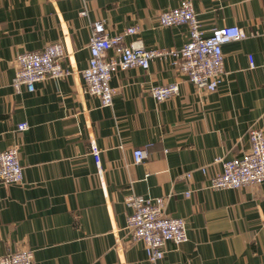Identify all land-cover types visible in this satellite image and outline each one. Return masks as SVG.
I'll list each match as a JSON object with an SVG mask.
<instances>
[{
  "label": "crops",
  "instance_id": "0c3cea01",
  "mask_svg": "<svg viewBox=\"0 0 264 264\" xmlns=\"http://www.w3.org/2000/svg\"><path fill=\"white\" fill-rule=\"evenodd\" d=\"M180 1L0 0V151L19 146L23 175L0 183V255L29 249L33 264H264V185L207 187L220 171L216 158L246 151L250 128L264 132V0H191L205 35L229 25L252 34L222 45L214 92L189 83L174 57L112 74L108 107L85 92L79 73L46 77L34 91L11 84L15 55L50 43H62L64 64L86 68L94 20L109 36L137 26L147 47L179 50L187 27L160 26L157 16ZM175 81L176 96L153 100L152 85ZM20 122L28 128L18 130ZM135 148L146 155L136 164ZM132 193L162 197L164 213L186 221L187 240L168 241L155 262L129 239L124 199Z\"/></svg>",
  "mask_w": 264,
  "mask_h": 264
},
{
  "label": "built area",
  "instance_id": "2783aa9c",
  "mask_svg": "<svg viewBox=\"0 0 264 264\" xmlns=\"http://www.w3.org/2000/svg\"><path fill=\"white\" fill-rule=\"evenodd\" d=\"M177 8L164 9L157 16L159 25L178 26L183 24L188 30V40L179 48L157 49L144 45L138 37L139 28L129 26L123 32L109 36L104 22L94 20L88 41V61L86 68L78 70L71 65L64 64L66 52L62 43H50L43 49L20 52L15 55L17 68L12 79L15 91L24 87L26 91H34V84L46 77L61 78L72 74H80L84 82L85 92L99 98L100 105L111 106L114 89L109 81L117 71L129 67H139L145 70L151 60L174 57L179 73L196 89L214 92L224 73L223 52L221 47L229 41L246 39L252 35L245 33L236 25L212 28L205 35L201 29V22L192 7L191 0H181ZM81 14H85L82 11ZM128 36L134 37L126 42ZM250 66L252 61L249 58ZM179 93L178 82L163 85H152L150 94L155 102L176 96ZM28 124L20 122L17 129L26 130ZM248 148L240 155L231 159L216 158L213 162L220 164V171L208 176L210 189H233L250 186V184L264 185V132L261 129L250 128L247 132ZM90 155L93 157L96 173L103 187V173L100 165V148L96 140H91ZM133 162L140 163L145 153L140 148L132 151ZM19 146L14 144L0 151V183L14 184L22 181V167L20 164ZM203 174L207 173L204 166H199ZM190 172L185 177H190ZM191 190H187L188 196ZM124 203L131 209L127 216L129 239L141 241L145 255L151 262L161 259L164 247L168 241L180 245L187 240L186 221L164 213L163 198H145L132 193L125 197ZM0 264H33L32 251L21 248L15 252L1 254Z\"/></svg>",
  "mask_w": 264,
  "mask_h": 264
}]
</instances>
